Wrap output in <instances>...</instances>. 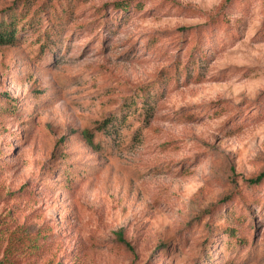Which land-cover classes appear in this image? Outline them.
Listing matches in <instances>:
<instances>
[{
	"label": "rangeland",
	"instance_id": "rangeland-1",
	"mask_svg": "<svg viewBox=\"0 0 264 264\" xmlns=\"http://www.w3.org/2000/svg\"><path fill=\"white\" fill-rule=\"evenodd\" d=\"M13 11L4 264H264V0H0V26Z\"/></svg>",
	"mask_w": 264,
	"mask_h": 264
},
{
	"label": "trees",
	"instance_id": "trees-1",
	"mask_svg": "<svg viewBox=\"0 0 264 264\" xmlns=\"http://www.w3.org/2000/svg\"><path fill=\"white\" fill-rule=\"evenodd\" d=\"M16 12L17 11H13L8 16L7 23H4L2 26H0V45L1 44H12V43L16 42L17 37L15 38V35H14V34H16L15 28L26 17L23 13L19 14ZM24 25H26V26L28 25L27 27H30L32 25L31 20L27 19V21H25L24 23L21 24V27H23ZM106 124H107V121H104L103 126H105ZM84 134H85V137L87 139L88 144L90 146L94 147L95 149H97L98 143L94 142V140H93L94 135H92L89 131H85ZM263 181H264V170L261 171L259 174H257L255 177L248 179V183L251 186H257V185L261 184ZM18 243L15 244V247H18V246H16ZM31 243L33 244L32 245L33 248H35V249L38 248V246H36V244H35V240L32 239ZM0 264H4V260L2 258H0Z\"/></svg>",
	"mask_w": 264,
	"mask_h": 264
}]
</instances>
